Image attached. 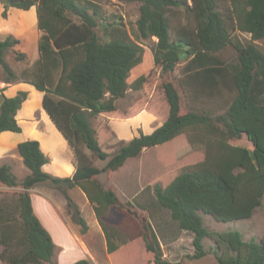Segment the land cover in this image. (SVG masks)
Listing matches in <instances>:
<instances>
[{
    "label": "trees",
    "instance_id": "obj_1",
    "mask_svg": "<svg viewBox=\"0 0 264 264\" xmlns=\"http://www.w3.org/2000/svg\"><path fill=\"white\" fill-rule=\"evenodd\" d=\"M139 4L136 30L139 39H156L153 65L162 74H173L179 65L177 85H162L168 115L150 134L119 139L108 125L115 102L129 89L138 91L147 81L144 72L152 61L132 40L122 23L104 22L100 8L90 0H0L1 17L10 8H36L38 59L16 72L5 61L23 37L0 39V83H26L43 93L41 107L72 152V177L57 178L42 170L49 163L36 140L18 144L17 155L28 170L18 180L8 164L0 165V184L20 188L12 197L0 198V260L7 264H54L56 251L49 232L36 217L29 190L39 185L59 191L72 222L86 234L87 224L68 191L78 188L92 206L112 264H122L120 251L128 235L111 224L114 209L133 220L136 238L142 240L150 264H169L152 226L130 205L121 204L97 177L114 172L144 149L160 148L187 136L175 161L200 152L202 161L173 174L165 186L154 185L157 204L169 211L180 231L192 235L193 259L207 252L203 240L213 242L217 264H264V235L245 241L238 230L210 231L203 215L218 223L250 219L264 197V0H118ZM182 13L185 23L172 26ZM104 23H103V22ZM234 33L248 41H235ZM231 47L235 60L225 62L219 53ZM24 54L17 53L21 60ZM137 75L130 82V75ZM0 89V134L20 133L16 114L27 100L19 91L8 98ZM214 101V102H213ZM94 121H99L93 125ZM189 135V136H188ZM243 137L252 148L234 145ZM104 162L96 167L94 161ZM136 220V222H135ZM72 264H92L81 259Z\"/></svg>",
    "mask_w": 264,
    "mask_h": 264
},
{
    "label": "rangeland",
    "instance_id": "obj_2",
    "mask_svg": "<svg viewBox=\"0 0 264 264\" xmlns=\"http://www.w3.org/2000/svg\"><path fill=\"white\" fill-rule=\"evenodd\" d=\"M90 1L98 5L104 22L116 21L122 23L130 38L142 47L144 52L142 60L144 61V58H148L152 61L144 72L138 73V75H148L147 81L143 84L142 88L138 91L129 89L125 97L115 102L116 112L110 114V120L108 121V125L113 133L121 140H130L134 136H138L141 133H149L158 127L168 115V105L162 89V85L165 82H172L176 87L181 96V111L185 112L186 103L188 104V102L185 101L177 85V78L180 76L182 65H179L173 74H162L160 69L153 65V51L156 39L141 40L138 37L135 23L139 16V4L118 0ZM1 13L2 8L0 4V39L6 35L23 37V41L5 56V61L12 69L18 72V69L26 67L34 59L36 53L35 43L39 39V34L36 31H31L25 36L10 34L11 31H19L18 29L22 25L23 18L15 9L11 10V8L7 11L6 18H2ZM184 23L185 20L182 13L177 12L173 15L172 26L174 28H179ZM234 37L235 41L238 42H246L249 39L248 35L241 33H234ZM257 45L259 50L264 54V40L259 41ZM17 53L24 54V58L17 60ZM218 55L222 60L229 63H232L236 56L234 49L231 47H227ZM136 76L131 74L129 81L131 82ZM28 108H33L34 112L31 117L24 119L26 128L27 126L42 127L47 122V118L44 116L41 102L39 103L36 94H27V100L19 110L18 119L20 121H22V114L28 112ZM97 123L99 121H94L93 125ZM186 139L187 136H181L174 142L165 145L163 149L155 147L144 149L139 156L127 160L117 171L102 173L97 179L105 189L112 190L115 193L121 204L130 205L131 210L138 216L137 222L140 219H145L152 226L161 247L162 258L169 264H217L212 251L213 242L207 238L203 240L207 254L200 259L192 258L194 254L192 235L188 232L180 231L170 218L169 211L161 208L155 198L154 185L160 184L163 187L168 183L173 174L202 161L203 155L200 152L189 154L179 161L173 159V155ZM231 143L252 148L245 137L241 140L231 141ZM69 151L72 154L70 148ZM13 155L14 153L1 157L0 164H11L13 173L20 181L29 172L23 164L14 160ZM94 165L100 168L104 165V162L95 160ZM71 170V168H63L65 174H70ZM19 189L6 188L0 184V198H10L19 192ZM68 193L87 224L88 231L84 235L80 233V227L69 218L65 200L59 191L46 185H39L29 190V195L33 198V201L38 199L44 206L46 204L43 201L50 202L54 204L56 211L60 212L61 210L64 223H68L74 229L75 236L84 242L82 248L84 250L88 249L89 253L84 254L82 250L78 249L77 242L73 241L68 242L70 246L68 251H74L77 255H82L81 259L85 257L92 264H112V257L106 253L104 237L95 218L92 206L85 200L80 189L73 188ZM34 208L48 232H52L56 240H61L62 237L67 239L68 233L64 234V230H61L54 224L53 218L51 219L37 202L34 204ZM202 219L204 227L210 231L238 230L245 241H258L264 235V197L261 206L256 209L250 219L218 223L210 216L203 214ZM109 220L111 224L122 229L129 237L125 246L120 250L123 251L121 253L122 264H150L153 256L150 253H146L142 240L136 238L133 220L123 216L114 209L110 212ZM96 233L99 235L97 239L95 238ZM83 242H81L82 244L78 243V245L81 247ZM2 249L0 246V252ZM58 259V251L56 250L52 262L57 264ZM0 264L7 263L0 260Z\"/></svg>",
    "mask_w": 264,
    "mask_h": 264
},
{
    "label": "crops",
    "instance_id": "obj_3",
    "mask_svg": "<svg viewBox=\"0 0 264 264\" xmlns=\"http://www.w3.org/2000/svg\"><path fill=\"white\" fill-rule=\"evenodd\" d=\"M1 8H2V6H1ZM12 9L13 8H11V10ZM15 11L18 12L20 16H22V18H23L22 25L18 29L19 31H11L10 34L17 35V36H20V35L25 36V35L29 34L31 31H36L39 34V38H40L42 33L40 31H38L36 28V22H37V20H36V8L31 7L27 11H21V10L15 9ZM38 41H39V39H38ZM38 41L35 43V48H36L35 57L32 61H30L28 63V65L26 67L31 66L32 63H34L38 59V49H37ZM23 68H25V67H23ZM23 68L21 67L20 69H18V72H20ZM0 89H3L2 94L8 98L14 97L17 94V92H19V91L27 92L28 95H29V93L31 95H32V93L36 94V96L38 97L39 103L41 102L42 97H43V93L37 91L33 86L26 84V83H22V82L10 84V85L0 83ZM33 112H34L33 108H28V112L26 114L25 113L22 114V121H20L18 119L19 111L17 112L15 118H16L17 123L21 127L20 133H13V132L7 131V132H2L0 134V158L14 153V155H13L14 160H17L18 162H20L22 164L21 158L16 153V148H17L18 144H20L26 140H36L39 142L41 151L49 160V163L45 164L42 167V170L45 173H47L53 177H57V178L72 177V175L75 171V168H74V163L72 160V154L70 153L69 148H68V144L66 143V141L64 140L62 135L59 133V131L56 129V127L53 125V123L49 120V118L45 114V112L43 111L44 116L47 118V122L44 123V125H42V127L27 126V128H26V124L24 123V119L31 117ZM158 127H156V128H158ZM156 128H154V130ZM153 131H151L149 133H145V134H150ZM138 136H134V137H138ZM134 137H132V138H134ZM3 164H7V163H2L0 165H3ZM8 165L11 166V164H8ZM65 167L72 169L70 174L64 173L63 168H65ZM12 172H13V169H12ZM19 191H20V189H19ZM81 194H82V192H81ZM83 196H84L85 200H87L84 194H83ZM30 198H31V204L33 207L34 214L36 215V217L39 219L40 223L42 224V226L46 230H47L46 226L43 224L40 217L38 216L39 214L35 211L34 204L36 202L42 207L43 211H45L50 216L51 219L53 218L55 220L54 221L52 219L54 224H56L61 230H64V234L68 233L67 239L62 237L61 240H56L55 237L53 236L52 232L51 233L49 232L51 239H52L54 245L56 246V250L58 251V258L59 259H58L57 264H72L78 260H81L82 255H77V253L74 251H68V248L70 247L68 242H71V241L77 242L76 244H77L79 250H82L84 254L89 253L88 249L84 250V248H82L84 246V242H83V240L78 239L75 236L76 234H75L74 229L72 227H70V225L68 223L67 224L64 223L62 216H61V210H60V212L56 211L54 204H52L50 202L43 201L44 204H46V206H48V207H46L38 199L36 201H33V198L32 197H30ZM95 235H96V237H95L96 239L99 238V235L97 233ZM81 242H83V245H81V247H80L78 245V243L80 244ZM104 242H105V240H104ZM83 258L87 259L85 257H83Z\"/></svg>",
    "mask_w": 264,
    "mask_h": 264
}]
</instances>
